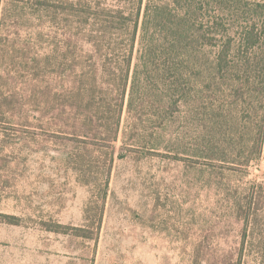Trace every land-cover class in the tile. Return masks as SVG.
I'll return each mask as SVG.
<instances>
[{
  "label": "rangeland",
  "instance_id": "1",
  "mask_svg": "<svg viewBox=\"0 0 264 264\" xmlns=\"http://www.w3.org/2000/svg\"><path fill=\"white\" fill-rule=\"evenodd\" d=\"M133 2L0 0V264H264V144L250 163L193 156L192 130L160 127L147 104L124 109L129 138L109 142L71 109L95 58L70 38Z\"/></svg>",
  "mask_w": 264,
  "mask_h": 264
},
{
  "label": "trees",
  "instance_id": "2",
  "mask_svg": "<svg viewBox=\"0 0 264 264\" xmlns=\"http://www.w3.org/2000/svg\"><path fill=\"white\" fill-rule=\"evenodd\" d=\"M95 14L100 27L81 30L69 41L76 58L79 43L90 44L88 57L95 58L85 70L88 78L77 70L70 103L77 113L93 112L96 119L86 118L84 124L95 123L90 128L95 137L109 142L129 138L122 126L124 109L133 112L137 104H147L160 127L192 130L186 150L193 156L223 160L238 154L247 163L261 156L264 0H134L130 11L111 8ZM135 50L136 70L127 94ZM104 80L107 96L101 89ZM141 80L155 89L151 96L139 94ZM134 126L138 130L139 124ZM158 133L156 138L163 137ZM176 135L171 140L184 141L179 131ZM143 137L133 133L138 143L145 142Z\"/></svg>",
  "mask_w": 264,
  "mask_h": 264
}]
</instances>
